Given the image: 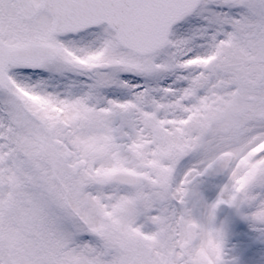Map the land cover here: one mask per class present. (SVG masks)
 <instances>
[{
  "label": "snow or ice",
  "instance_id": "obj_1",
  "mask_svg": "<svg viewBox=\"0 0 264 264\" xmlns=\"http://www.w3.org/2000/svg\"><path fill=\"white\" fill-rule=\"evenodd\" d=\"M0 264H264V0H0Z\"/></svg>",
  "mask_w": 264,
  "mask_h": 264
}]
</instances>
